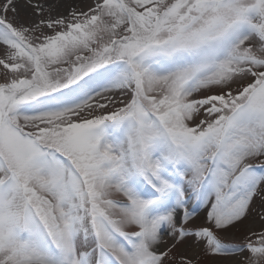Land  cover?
<instances>
[{"label":"snow or ice","instance_id":"6c2138e0","mask_svg":"<svg viewBox=\"0 0 264 264\" xmlns=\"http://www.w3.org/2000/svg\"><path fill=\"white\" fill-rule=\"evenodd\" d=\"M202 257L264 264V0H0V264Z\"/></svg>","mask_w":264,"mask_h":264},{"label":"rangeland","instance_id":"374dc122","mask_svg":"<svg viewBox=\"0 0 264 264\" xmlns=\"http://www.w3.org/2000/svg\"><path fill=\"white\" fill-rule=\"evenodd\" d=\"M89 2L88 3H91V0H88ZM259 203L260 201L258 200L256 202V205L254 206V212L258 209L259 207ZM199 219V217L197 218ZM254 227V228H258L259 227V223H255V224H252V225H246L245 228H242L240 231H233V232H230L228 234H226V239H229V240H234V241H241L243 239V236L245 234V231H246V228L247 227ZM181 251H183L186 255H193L195 254L196 250L193 249V248H189V249H181ZM201 264H207V258H203L201 259Z\"/></svg>","mask_w":264,"mask_h":264},{"label":"bare ground","instance_id":"6f19581e","mask_svg":"<svg viewBox=\"0 0 264 264\" xmlns=\"http://www.w3.org/2000/svg\"><path fill=\"white\" fill-rule=\"evenodd\" d=\"M58 2L60 4V11L66 12L70 6L78 5L83 7L86 4H88L89 1L88 0H58ZM22 16H24V18H27L23 12H22Z\"/></svg>","mask_w":264,"mask_h":264}]
</instances>
